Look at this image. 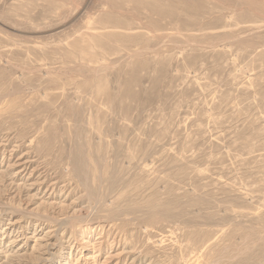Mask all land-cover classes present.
I'll list each match as a JSON object with an SVG mask.
<instances>
[{
    "label": "rangeland",
    "instance_id": "374dc122",
    "mask_svg": "<svg viewBox=\"0 0 264 264\" xmlns=\"http://www.w3.org/2000/svg\"><path fill=\"white\" fill-rule=\"evenodd\" d=\"M0 264H264V0H0Z\"/></svg>",
    "mask_w": 264,
    "mask_h": 264
},
{
    "label": "bare ground",
    "instance_id": "6f19581e",
    "mask_svg": "<svg viewBox=\"0 0 264 264\" xmlns=\"http://www.w3.org/2000/svg\"><path fill=\"white\" fill-rule=\"evenodd\" d=\"M15 158V157H14ZM9 161V160H8ZM9 168L12 169L14 167H19L20 169L17 170L16 174L21 176L24 172L28 170L30 161L25 156H19L14 160H11ZM40 182V181H39ZM43 184V183H42ZM102 236V235H101Z\"/></svg>",
    "mask_w": 264,
    "mask_h": 264
}]
</instances>
